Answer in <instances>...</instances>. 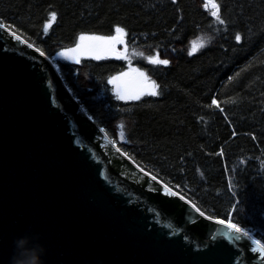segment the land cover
Here are the masks:
<instances>
[{"label":"trees","instance_id":"trees-1","mask_svg":"<svg viewBox=\"0 0 264 264\" xmlns=\"http://www.w3.org/2000/svg\"><path fill=\"white\" fill-rule=\"evenodd\" d=\"M214 2L223 25L207 0H0V22L60 66L77 100L140 166L264 243V0ZM117 27L130 46L169 61L138 62L157 95L118 98L109 81L127 69L124 59L59 56L81 36ZM201 36L207 44L190 55Z\"/></svg>","mask_w":264,"mask_h":264},{"label":"water","instance_id":"water-1","mask_svg":"<svg viewBox=\"0 0 264 264\" xmlns=\"http://www.w3.org/2000/svg\"><path fill=\"white\" fill-rule=\"evenodd\" d=\"M0 25V264H264L251 232L233 241L140 166Z\"/></svg>","mask_w":264,"mask_h":264},{"label":"rangeland","instance_id":"rangeland-1","mask_svg":"<svg viewBox=\"0 0 264 264\" xmlns=\"http://www.w3.org/2000/svg\"><path fill=\"white\" fill-rule=\"evenodd\" d=\"M84 36H95L104 38L119 37V40L121 42H113L111 44H107L103 41L85 40L82 42L79 39L76 45L63 50L61 53H64V55L59 56L63 59L70 61H79L82 58H93L100 60L109 57H116L124 59L127 62V69L113 76L121 77L120 80H117L112 83L117 96H123V100H135V98L133 97L136 95H139V98H141L147 94L149 95L153 90L158 93L157 84L144 70L139 67L138 62L146 61L150 63V57L153 59H161L159 55H149L146 54L144 50H141L138 47L130 46L127 42V34L125 30L123 31V34L116 33L112 36ZM207 42V39L203 36L198 37L196 40H194L191 45L192 54L199 52L207 44ZM194 45H196V51L193 52ZM78 46L81 47L78 48ZM113 48L114 51L112 50ZM57 66L60 69V66L58 64ZM124 73H127V75H122ZM141 73H143V75H141ZM153 83L155 84V88H153Z\"/></svg>","mask_w":264,"mask_h":264},{"label":"snow or ice","instance_id":"snow-or-ice-1","mask_svg":"<svg viewBox=\"0 0 264 264\" xmlns=\"http://www.w3.org/2000/svg\"><path fill=\"white\" fill-rule=\"evenodd\" d=\"M208 5L206 4L205 7H207ZM212 8H213V11L211 13V15L213 17H215L216 21L223 25L225 23L224 19L221 17L220 15V9H219V5L216 4L213 0L212 4H211ZM52 20H55V13L52 14ZM0 27H2V25H0ZM47 28H48V25L45 26V31H47ZM123 29L120 28V27H117L116 28V32L119 33V34H123ZM12 36L14 37V39L16 41H19L21 43H24V41L21 40V37L16 35L15 32H12L11 33ZM80 40L83 42L85 40H88V41H103L104 43H107V44H111L113 42H121L119 40V37H109V38H104V37H95V36H81L80 37ZM235 40L237 42L241 41V35L240 34H236L235 36ZM29 47H31V45H28ZM81 47V46H78V48ZM114 51V48L112 49ZM75 51V50H73ZM196 51V45L193 46V52ZM190 55L192 54V52L189 53ZM41 55H43V53H41ZM60 55H64V53H60ZM149 62L150 63H153V64H161V65H168L169 64V61L167 59H153V58H149ZM124 76L127 75V73H124L122 74ZM141 75H143V73H141ZM121 77H113L109 83H114L115 81L117 80H120ZM153 88H155V84L153 83ZM151 95H157V93L153 90L151 93ZM119 99H124L123 96H119L118 97ZM133 98L135 99H138L139 98V95H136L134 96ZM213 105H217V107L219 106L217 101L216 100H213L212 101ZM183 198V197H181ZM197 211L199 212V209H197ZM200 215H204L203 212H200ZM216 223L218 224H221V225H225V221L223 220H216L215 221ZM226 228L229 230L228 233H226V236L227 235H231V238L233 241H239L240 238H241V235L244 236V237H248L249 236V232L248 231H243L240 227L237 226V224L235 223H232L231 220H229V222L225 225ZM213 239H215V237H213ZM255 245L256 247H254L252 250L253 251H258L262 257H264V244H261V242L259 240H256L255 241Z\"/></svg>","mask_w":264,"mask_h":264},{"label":"clouds","instance_id":"clouds-1","mask_svg":"<svg viewBox=\"0 0 264 264\" xmlns=\"http://www.w3.org/2000/svg\"><path fill=\"white\" fill-rule=\"evenodd\" d=\"M38 260V257L33 258L31 264H38Z\"/></svg>","mask_w":264,"mask_h":264}]
</instances>
